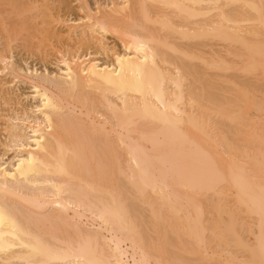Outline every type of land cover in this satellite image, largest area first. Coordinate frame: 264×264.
Listing matches in <instances>:
<instances>
[{
	"label": "bare ground",
	"instance_id": "obj_1",
	"mask_svg": "<svg viewBox=\"0 0 264 264\" xmlns=\"http://www.w3.org/2000/svg\"><path fill=\"white\" fill-rule=\"evenodd\" d=\"M76 1L0 0V264H264V0Z\"/></svg>",
	"mask_w": 264,
	"mask_h": 264
},
{
	"label": "rangeland",
	"instance_id": "obj_2",
	"mask_svg": "<svg viewBox=\"0 0 264 264\" xmlns=\"http://www.w3.org/2000/svg\"><path fill=\"white\" fill-rule=\"evenodd\" d=\"M57 1H59L61 4H63V3L66 4V5L68 4V6L70 7V9L68 8V9H65V10H63L61 12V14H63V15H64V12H66L64 17H69L70 18L69 15H71L72 18H75V17H77L80 14V12L78 11L80 8H77V7H79V3H77L76 0H57ZM95 1L97 3H99V4H97ZM83 2H85L84 4L87 5L89 8L91 7V9H94V7L97 8V6H100V5L103 6L102 3L103 4L107 3L106 0L105 1L104 0H84ZM58 31H60V29ZM107 40H108L107 43H110V45H115V49L116 50H119L120 49L119 48L120 45H118V42L115 41V39H113L111 37H107ZM19 42H20V40L17 41V45H18ZM61 42H63V40ZM49 44L46 43L44 46H42V48L40 47L41 50L39 48V53L41 52V54L38 53V55H36V58H34L36 61L34 59H28V62H31V60H34V63H31L29 66H31V65L34 66L35 65V68L38 69V73H40L41 71H43V67L44 66H45L46 70H49V71H52V70H56L57 69V68H54V65L52 63H54L57 59H60V55L58 54V52L61 53V51H63V48L60 47L61 44L59 45V42H57V41L56 42L54 41V42H52V44L51 43H49ZM46 45H48V46H46ZM53 46H54V48H53ZM13 49H14L13 50L14 52H15V49H17V52H15L16 54L14 53V55H15L14 61L16 60V61H19L20 62L21 58L22 59H26V57H27L26 54L27 53L24 52V51H22L23 50L22 48L19 47V50H18V47L17 48H13ZM19 51H21V52L19 53ZM35 53H37V52H35ZM80 54H83L84 55L85 52L80 53ZM45 55H48L47 56V59H46V60H48L47 62L44 61V60H43L44 62L42 61V58ZM100 57H102V56H100ZM14 85H15V87H13V90L15 91L14 94L15 93L19 94L20 93V94H24L25 96H30L31 95L32 89L29 87V85H27L25 83H16ZM14 94H13V96L15 97ZM20 94H19V96H20ZM29 100H30V98L28 97V99H24L22 103L23 104H26V105H30L29 104V102H30ZM30 103L33 104L35 102L33 100H31ZM6 109H8V108H6Z\"/></svg>",
	"mask_w": 264,
	"mask_h": 264
}]
</instances>
